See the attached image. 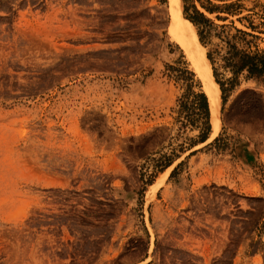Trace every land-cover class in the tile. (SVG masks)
Here are the masks:
<instances>
[{
	"label": "rangeland",
	"instance_id": "1",
	"mask_svg": "<svg viewBox=\"0 0 264 264\" xmlns=\"http://www.w3.org/2000/svg\"><path fill=\"white\" fill-rule=\"evenodd\" d=\"M194 1L215 23L258 34L264 48V0H201L238 2L234 13ZM183 3V26L199 38ZM171 7L170 0H0V264H129L141 256L145 239L128 238V205L118 196L134 186L132 214L140 218L143 189L158 174L145 197L154 199L174 163L158 171L204 130L203 85L176 43ZM213 56L223 85L220 135L204 147L247 143L264 156V91L249 89L264 90V79L240 74L233 84ZM245 179L246 198L264 200V161L251 164ZM179 197L182 216L195 223L181 219L175 264H201L198 249L211 239L200 227L205 218L226 217L236 196L208 183ZM256 209L246 210L241 264H264V218ZM151 249L162 259L167 247Z\"/></svg>",
	"mask_w": 264,
	"mask_h": 264
},
{
	"label": "crops",
	"instance_id": "2",
	"mask_svg": "<svg viewBox=\"0 0 264 264\" xmlns=\"http://www.w3.org/2000/svg\"><path fill=\"white\" fill-rule=\"evenodd\" d=\"M250 87L260 93L264 91L260 87ZM218 135L220 134H217L214 138L216 139ZM207 138L188 147L181 155H177L158 171L160 174L167 166L174 163L164 182L157 188L155 198L149 201L145 199L146 192L158 177V174L146 185L147 187L143 189L144 193L142 194L140 218H134L132 214V210H134L132 208L135 196L134 186L129 185L128 188L124 189L125 193L118 196L124 201L125 206L128 205V238L141 233V239H145L141 256L131 260L129 264H175L179 260L175 251L178 247H182L181 242H178V240L181 238V219L185 218L180 211V192L191 194L197 188L208 183L219 186L222 190L231 192L236 197L228 201L230 202L228 205L231 207L229 210L230 215L224 217L222 214L214 217L217 222H214L213 217L210 222L205 218L204 226L200 227L204 230L205 238L209 236L211 239L210 243L205 242L204 247L198 249L201 264H224L222 259L228 253H230L229 264L245 262L246 210L249 213H254L257 210L256 207L261 208L258 210L259 215L257 218L258 220L264 218V200L246 198L245 175L251 170V164L256 161H264L262 149L257 145L251 147L244 143L239 144L236 147L237 150L227 148L222 150L213 147L214 151H212L204 147ZM183 160L184 163H182ZM115 188L119 193L120 186ZM253 203H256V205ZM185 219L188 220L191 227L194 226L192 224L193 219ZM258 220L255 226L259 224ZM223 221H226V225L229 224L228 233L224 231L226 227L224 228ZM156 244L157 248L167 247V250L162 253V259L153 254L154 250L151 247L152 245L156 247ZM129 251L128 249V255H131ZM188 253L191 254V250ZM256 253L257 251L254 249L252 251L248 250L247 254L250 256V260L254 261ZM165 258H167V262H165Z\"/></svg>",
	"mask_w": 264,
	"mask_h": 264
},
{
	"label": "trees",
	"instance_id": "3",
	"mask_svg": "<svg viewBox=\"0 0 264 264\" xmlns=\"http://www.w3.org/2000/svg\"><path fill=\"white\" fill-rule=\"evenodd\" d=\"M198 1L200 2V5L209 12L217 10L234 13L232 7L239 6L238 2H228L224 5H219L210 2L204 3L201 0ZM183 2V11L185 16L196 25L200 41L205 46L212 45V47L210 46L206 51L211 64L215 61L213 54L217 53L218 57L222 61V65L232 72L229 79L233 84L238 81L240 74H243L246 79L253 78L258 81L264 79V48L258 47V44L253 39L258 38V34H254L252 31L237 27L234 24L228 26L226 23H215L204 13V11L197 7L194 0H192L190 4H186L187 0H183ZM189 8H192L193 12L191 14H187V10ZM218 17L225 19L227 16ZM185 22L193 25L186 19ZM261 23L264 24V20ZM248 27L255 30L257 25L253 24V22H249ZM232 29H234V31H232ZM262 31L264 32V30ZM248 35L252 36V38H247ZM213 36L218 38L217 42L212 41ZM212 67L215 71V67ZM215 78L220 84L221 89H223L222 82L219 81L217 77ZM249 89L253 93H256L254 89ZM244 90H247V88L243 89V91ZM198 95L202 97L203 101L201 106L204 115V130L200 133V136L201 140H204L208 137L210 128L208 120L209 112L205 94L200 92Z\"/></svg>",
	"mask_w": 264,
	"mask_h": 264
},
{
	"label": "bare ground",
	"instance_id": "4",
	"mask_svg": "<svg viewBox=\"0 0 264 264\" xmlns=\"http://www.w3.org/2000/svg\"><path fill=\"white\" fill-rule=\"evenodd\" d=\"M170 3L173 16L172 27L175 33L174 38L176 43L185 55L188 67L197 73L203 85V92L207 94L210 102L213 130L210 137L207 139V141H209L218 134L221 88L214 76L211 62L206 54V48L192 31L183 26L181 0H170ZM171 167L167 169L166 173L169 172Z\"/></svg>",
	"mask_w": 264,
	"mask_h": 264
}]
</instances>
